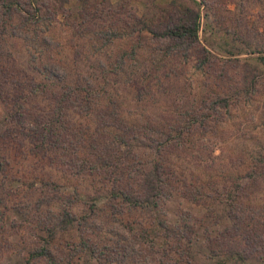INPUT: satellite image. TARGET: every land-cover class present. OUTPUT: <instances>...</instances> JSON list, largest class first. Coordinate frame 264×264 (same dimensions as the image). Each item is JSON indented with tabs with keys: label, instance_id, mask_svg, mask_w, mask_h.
I'll return each mask as SVG.
<instances>
[{
	"label": "rangeland",
	"instance_id": "1",
	"mask_svg": "<svg viewBox=\"0 0 264 264\" xmlns=\"http://www.w3.org/2000/svg\"><path fill=\"white\" fill-rule=\"evenodd\" d=\"M23 2L41 8L29 26L22 13L0 17V264H264V0ZM183 6L200 12L194 44L130 30L133 16L158 25ZM33 81L73 86L76 104L46 118L49 97L21 98L24 118L6 100ZM138 125L144 143L183 129L163 152L159 207L110 197L117 178L139 194L135 170L90 167L114 149L149 171L138 162L155 146L129 140ZM91 202L89 227L62 228L63 209L91 213ZM88 238L106 260L87 255Z\"/></svg>",
	"mask_w": 264,
	"mask_h": 264
},
{
	"label": "trees",
	"instance_id": "2",
	"mask_svg": "<svg viewBox=\"0 0 264 264\" xmlns=\"http://www.w3.org/2000/svg\"><path fill=\"white\" fill-rule=\"evenodd\" d=\"M23 1L27 2V0H0V17L11 19L13 18V14H12L13 12L22 13L23 28L29 26L32 22L31 20L34 17L39 16V11L41 8L40 9L36 8L35 11H29V9H25L26 6ZM29 1L31 3V6L35 3L34 0H29ZM55 1H59V0H55ZM63 1L66 2L67 0H61V2ZM80 1L84 3L89 2L88 4H90L92 7L97 5L96 2L95 5L93 4L94 0H80ZM92 1L93 3H91ZM37 5H39V3ZM167 14H168L167 15L168 18L165 17L164 19L160 20L158 25L153 20V18H139L133 16L132 18L134 22L133 26L137 29H130V30L137 32L146 31L147 33L153 35L154 38L156 39H159L161 37L171 40H180L183 42H187L189 44H194L198 41L199 29H200V12L190 8L189 6H183L182 9L180 7H175L173 13H171V11H167ZM50 21H52V19ZM162 24L163 26L160 28ZM113 33H118V32L115 31ZM12 34H14V36H23L24 38H27V34L24 33L21 29L16 27H14V29L12 30ZM1 43L2 42H0V51L3 48ZM44 68L47 71H49V73H51L50 71L53 72L56 69L54 67H51V64L49 63H46L44 65ZM39 69L40 71H42V67H40ZM58 78L61 80L64 79L62 75ZM89 82L90 85H92V81ZM31 85L33 87L26 94H19L14 99L10 98V100L13 101L18 99L14 103H11L9 100H6V104H8V107L19 106L18 108L24 110L25 111L23 112L24 118L28 116L29 107H27L25 104L20 102L21 98L33 96V97H38L40 99V97L44 94H45L44 96L49 97L48 100H51V102H47L45 100V105L42 106V108L40 106V108L43 109L46 118L54 114L55 111L58 112V114H60V110L62 109V107H64V109H68L69 106L71 105L74 106L77 102L76 100L77 97L74 96L75 88L71 85L66 86L62 93L49 89L48 84L44 83L43 81L37 83L33 81L30 82V86ZM87 91L89 95H92L91 91L89 92V90L86 89V92ZM14 95L15 93L11 94V96L13 97ZM88 97L90 98V96ZM47 108L50 109L46 110ZM17 112H20L21 114L22 111L17 110ZM13 116H15L13 112L12 113L10 112L6 117L7 119L13 120ZM127 129L133 132V135H131V138L129 139L132 140V142L137 141L140 143V146H145L147 148H149V146H151L152 144L155 146V150H154L155 153H152L153 155H151V157H154L153 159L151 160L149 159L145 163L138 162L139 164L144 165V169H146V167L148 166L149 171L144 172V170L139 168L132 169L131 164L129 163V161L132 160L131 157L130 158L125 157L123 159L118 153L114 151V149L112 151L106 152V154H108L109 152L107 158L100 157L99 159L100 161L93 163V165L91 164L90 167L93 168V170H96L95 168L97 167H101L104 168L106 171H110L111 168L117 169L118 167L123 166L125 167L124 171L119 172L120 174L123 175H125V171L135 170V174H137V176L141 175V178L139 179L141 183L138 184L139 194L135 193L136 188L132 189V187H127V186L125 187L123 183L124 180L117 178L116 181L120 180L118 182H120V184H122L123 186L120 189V193L113 190L110 193V197L113 200L116 199L123 200V202L125 203L123 204V206L128 209H132L134 207H139V206H146L151 208L159 207V205H161L162 202V197L166 192L165 186L167 185L165 182L166 179L165 163H167V161L163 152L164 149L167 148V146L169 147L170 144H173L175 140H177L179 137H181L184 134L183 133L181 135L183 129L179 130V132L175 136L172 133H166L162 131H159L158 133L152 132L153 135L152 141L150 140L149 137H145L148 143H144L142 141V138H140V136H142V132H147V127L138 125L136 127L133 128L131 127ZM185 130H189L188 125L185 127ZM45 137L46 135H43L41 141L44 142ZM129 140L122 139V142L126 143V145L130 147L131 143H129L130 142ZM163 143H166L165 144L166 147L164 146L162 151V149H159V147H161L160 144ZM135 146L138 147L139 145H135ZM79 170L81 172L82 168H80ZM118 177L124 178L119 175ZM67 202L72 203L73 206L76 202H80V198L77 197L74 200L72 198H68ZM110 205L111 204H109L108 202V206ZM94 209H95L94 202H91L90 204L91 213L78 215L73 211L63 209V211L65 212L67 211V212L66 214H63L60 217V222L63 224L62 228H69L74 225L89 227V219L91 215L94 214L93 213ZM110 214L113 216V212H110ZM159 223H160V227L167 228V224L164 220L160 221ZM87 242H88L87 245L83 247L86 250L88 256L96 257L99 260L104 258V255L107 254L103 249L104 245L96 243L92 241L90 238H88ZM111 253L110 255H113ZM106 259H102V260H106ZM110 261L113 263L117 262L118 264H125V262L122 263L118 260V255H113Z\"/></svg>",
	"mask_w": 264,
	"mask_h": 264
}]
</instances>
